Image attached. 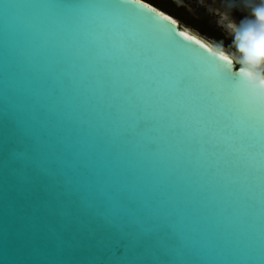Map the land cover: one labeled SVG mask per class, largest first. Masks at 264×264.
Wrapping results in <instances>:
<instances>
[{
  "label": "water",
  "instance_id": "1",
  "mask_svg": "<svg viewBox=\"0 0 264 264\" xmlns=\"http://www.w3.org/2000/svg\"><path fill=\"white\" fill-rule=\"evenodd\" d=\"M181 32L0 0V264H264V104Z\"/></svg>",
  "mask_w": 264,
  "mask_h": 264
},
{
  "label": "clouds",
  "instance_id": "2",
  "mask_svg": "<svg viewBox=\"0 0 264 264\" xmlns=\"http://www.w3.org/2000/svg\"><path fill=\"white\" fill-rule=\"evenodd\" d=\"M248 14L237 20L233 10L235 0H225L221 8L210 9L217 17V24L231 38V44L223 40L207 43L217 61L221 76L238 74L252 89L264 90V0H241ZM229 57L231 65L220 59Z\"/></svg>",
  "mask_w": 264,
  "mask_h": 264
},
{
  "label": "rangeland",
  "instance_id": "3",
  "mask_svg": "<svg viewBox=\"0 0 264 264\" xmlns=\"http://www.w3.org/2000/svg\"><path fill=\"white\" fill-rule=\"evenodd\" d=\"M144 1L173 16L180 26L194 31L208 42L223 40L226 45L231 44V38L218 26L216 15L210 12V9L221 8L225 0ZM235 2L238 7L233 10V16L239 20L248 14V10L243 8L241 0H235Z\"/></svg>",
  "mask_w": 264,
  "mask_h": 264
},
{
  "label": "snow or ice",
  "instance_id": "4",
  "mask_svg": "<svg viewBox=\"0 0 264 264\" xmlns=\"http://www.w3.org/2000/svg\"><path fill=\"white\" fill-rule=\"evenodd\" d=\"M167 19V17H164ZM180 36L186 37L188 41H192L195 45H198L202 49H206L208 53H211L212 50L207 43L202 42L200 39H196L191 35H187L184 32L180 33ZM220 59L224 60L227 65L232 64V60L229 57L221 56ZM220 76V79L224 84L230 86L232 90L240 95L244 102L250 108H256L257 106L264 104V90L252 89L248 86L247 82L242 79L238 74H233L229 76Z\"/></svg>",
  "mask_w": 264,
  "mask_h": 264
},
{
  "label": "bare ground",
  "instance_id": "5",
  "mask_svg": "<svg viewBox=\"0 0 264 264\" xmlns=\"http://www.w3.org/2000/svg\"><path fill=\"white\" fill-rule=\"evenodd\" d=\"M149 4V3H148ZM151 5V4H150ZM153 6V5H152ZM154 7V6H153ZM155 9H157L158 11H160V12H162L163 14H166V15H168V16H170L169 14H167V13H165V12H163L162 10H159L158 8H156V7H154ZM171 18H173V16H170ZM174 19V18H173ZM178 22V21H177ZM179 24V23H178ZM180 25V24H179ZM183 29L185 30V32L187 33V34H191V35H193L194 37H196V38H199V39H201L203 42H205V43H209L205 38H203V37H201L200 35H198L197 33H195L194 31H191L190 29H187V28H184L183 27Z\"/></svg>",
  "mask_w": 264,
  "mask_h": 264
},
{
  "label": "trees",
  "instance_id": "6",
  "mask_svg": "<svg viewBox=\"0 0 264 264\" xmlns=\"http://www.w3.org/2000/svg\"><path fill=\"white\" fill-rule=\"evenodd\" d=\"M144 1V0H143Z\"/></svg>",
  "mask_w": 264,
  "mask_h": 264
}]
</instances>
